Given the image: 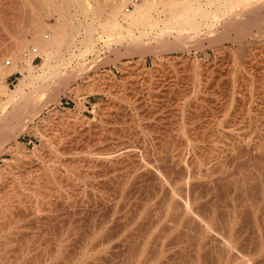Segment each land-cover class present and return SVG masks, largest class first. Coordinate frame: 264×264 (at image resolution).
I'll use <instances>...</instances> for the list:
<instances>
[{
    "label": "rangeland",
    "instance_id": "1",
    "mask_svg": "<svg viewBox=\"0 0 264 264\" xmlns=\"http://www.w3.org/2000/svg\"><path fill=\"white\" fill-rule=\"evenodd\" d=\"M164 1L141 30L162 29L166 50L116 60L111 0H0V109L21 103L31 64L41 73V39H61L48 64L63 75L93 60L43 84L38 115L0 151V264H231L222 246L263 233L264 5L232 24L222 0ZM85 37L96 53L69 61Z\"/></svg>",
    "mask_w": 264,
    "mask_h": 264
},
{
    "label": "bare ground",
    "instance_id": "2",
    "mask_svg": "<svg viewBox=\"0 0 264 264\" xmlns=\"http://www.w3.org/2000/svg\"><path fill=\"white\" fill-rule=\"evenodd\" d=\"M164 0H138L135 4H133L132 5V11H130L129 10V12H124V8H125V2H126V0H124L123 2H122V0H111V3H109L108 4V7H107V13H108V19H107V25L109 26L108 28H111V31H110V34L107 36V37H114V39L116 40H114V39H112L113 41H114V43L113 44H115V45H117V44H121V47H123L122 48V50H124V52H120L121 51V49H114L113 48V52H112V55L114 56V58L116 59V60H119L122 56H124V57H131V55L133 54V53H136V55H138L140 58H142L145 54H155V53H158L157 51H159V52H163L164 50H166L165 48H166V45H164V46H162V45H158V43L156 44V39H160V38H162V37H164L163 36V34H164V32H163V30L161 29L159 32L157 31L158 29H160L159 27H158V29L156 30V31H154V29H153V26L150 28V31H148L147 29H143V30H141V28H144L146 25V22L148 21V19H147V14L149 13V11L151 10V8H152V6L153 5H156V6H164L165 5V1L163 2ZM210 1V3L209 4H211V5H214V0H209ZM216 1V0H215ZM220 0H218V2H219ZM224 1V4L225 5H222L223 2ZM260 3L262 4V5H264V0H222L221 1V6L220 7H224V9L226 8L227 9V11L230 13L229 14V19H230V22H232V24H240V23H237V19L238 18H240L241 17V15L240 14H243V13H245L244 11H246V10H248V8L249 7H251L252 5H254L255 4V6L256 7H258V9H259V6H260ZM88 5V4H87ZM184 5V4H183ZM261 5V6H262ZM261 6H260V8H261ZM174 7H176V6H173L172 5V8H174ZM254 7V6H253ZM188 8V7H187ZM190 8V7H189ZM252 8V7H251ZM251 8H249V9H251ZM87 9V8H86ZM216 11H210L209 13H208V16H206L207 18H210L211 19V21L212 20H215L216 18L215 17H218V16H216V14H217V10L218 9H216V8H214ZM251 12L252 11V9L251 10H248V12ZM183 12V11H182ZM190 12V11H189ZM147 15V16H146ZM207 15V14H206ZM247 15V14H246ZM240 16V17H239ZM231 17H232V19H231ZM206 18V19H207ZM245 18V17H244ZM243 18V19H244ZM146 19H147V21H146ZM178 20V17H177V14L176 15H172L170 18H168V19H166V20H164V23H162L163 24V26H164V28H166V24L167 23H169V21L170 22H173V21H177ZM205 19V20H206ZM217 20L218 19H216V22H217ZM159 21V20H158ZM225 21V20H224ZM229 22V21H228ZM244 22V21H243ZM258 22H259V20H258ZM106 23H104V24H106ZM192 22H190V20H189V18H185V24H191ZM206 23H208V22H206ZM211 23H213V22H211ZM211 23L210 24H207L206 25V27H207V29H211ZM215 23V22H214ZM226 23V22H225ZM91 24V23H90ZM103 24V25H104ZM157 25H158V23H156ZM228 24V23H227ZM231 24V25H232ZM102 25V26H103ZM90 26V25H89ZM92 26V25H91ZM151 26V25H150ZM213 26V25H212ZM215 26V25H214ZM213 26V27H214ZM104 27H106L105 25H104ZM200 27V26H199ZM224 27V26H223ZM229 26L227 25V28H228ZM88 28V27H87ZM102 28V27H101ZM135 28H137L136 29V31H134L135 30ZM145 28H147V27H145ZM226 27H224L223 29H225ZM226 28V29H227ZM107 29V28H106ZM149 29V28H148ZM90 30V29H89ZM103 30V29H102ZM189 30V29H188ZM198 29H196V28H194L193 29V31H194V33H196V31H197ZM93 31V30H92ZM212 31V30H211ZM106 32V31H105ZM155 32V36H154V40L153 41H155V45H151V44H148V43H146L145 41H144V39L143 38H146V37H149L152 33H154ZM198 32V31H197ZM215 32V31H214ZM88 33V32H87ZM163 33V34H162ZM200 33V32H199ZM202 33V32H201ZM206 33V32H205ZM216 33V32H215ZM104 34V33H103ZM103 34H102V36H103ZM170 34V33H169ZM204 34V33H203ZM203 34H201V35H203ZM168 35V34H167ZM167 35H166V37H167ZM195 35H197V33L195 34ZM205 35V34H204ZM51 38H49V37H47V39L45 38V40H48L47 42H45V40H44V38L43 39H41V37L42 36H40V41L41 42H45V43H42V44H40L41 42H37V44L38 45H40L41 46V48L44 50V51H42V53L44 52V53H46V56H45V58H44V63H43V65L40 67V71H41V73L40 74H34V72H33V64H31L30 65V68H29V70L26 72V74L24 73H22V74H20V76H21V78H19V84H20V86H24L25 88H27L26 90H28V92H24L23 94H21L20 96H22V98H20L19 99V101L17 102V103H19V102H21L20 104H18V106H15V107H12V109H10V111L8 112V110H7V112H6V107L4 106V108H5V110H2V109H0V110H2V111H0V151H2L3 152V150H4V146H5V144H7L8 143V141L11 139V138H14V135H15V133H14V130H16V129H18V131H23L27 126V124H28V122H32L33 120H34V117L35 116H37L38 115V112L41 110L40 108L41 107H38V106H36V105H39V104H37V102L38 103H40L39 102V100L40 99H38V98H36L37 97V95L36 94H38V92L40 93V89H42L41 87H43L42 85L43 84H45V83H47V81H50L52 78H53V76H55V75H57L58 76V79H63L62 81H60V83H58V84H63V83H61V82H63L64 81V79H67L68 80V78H70V77H72V76H75V75H77V74H81V72H82V70L83 71H87V69H89V68H91L93 65V60H90L89 62H86V64H82V66L79 64H76L77 66H75V67H72L71 68V70L70 71H68V70H66V72H65V74L63 75V74H61L59 71H58V69H54V67H51L49 64H48V60H49V58H50V54L52 55V52L54 51V49L56 48V47H58L59 45H61V42L62 41H60L61 39L60 38H57L56 36H54V35H52L51 34ZM87 36H90V35H87ZM178 36V35H177ZM199 36V34L197 35V36H195V37H193L194 39H196V37H198ZM128 37V38H127ZM151 37V36H150ZM153 37V36H152ZM169 37V36H168ZM173 37V36H172ZM205 37H207V36H205ZM98 38V37H97ZM126 38L127 39H130V42H129V40H128V42H124L125 44V46H122V44H123V41L124 40H126ZM178 38H179V36H178ZM177 38V39H178ZM191 38V37H190ZM189 38V39H190ZM60 39V40H59ZM85 40L83 41V42H81L80 43V45H81V47L78 49V51H79V54L78 55H74V54H72L71 53V55L69 56L70 58H69V61L70 60H73V59H77V58H85L86 57V55H88V54H93V53H96V51H95V43L100 39H97V41H93L92 39H90V37H85L84 38ZM164 39V38H163ZM167 39V38H166ZM175 39V38H174ZM193 39V40H194ZM37 40V39H36ZM43 40V41H42ZM110 40V39H109ZM104 41V40H102V41H104V42H102V43H104V44H106V43H108V42H110V41ZM111 40V41H112ZM162 40V39H161ZM161 40H159L160 42H162ZM168 40V39H167ZM188 40V39H187ZM158 41V40H157ZM164 41V40H163ZM152 42V41H151ZM168 42H169V40H168ZM175 42V41H174ZM180 42V41H179ZM178 42V43H179ZM167 43V42H166ZM186 43V42H185ZM188 43V42H187ZM104 44H103V46H104ZM111 44V43H110ZM159 44H161V43H159ZM180 44V43H179ZM35 45V44H34ZM112 45V44H111ZM178 44H176V46H177ZM106 46H108V45H105V47ZM171 46V45H170ZM186 46H187V44H186ZM24 47V46H23ZM38 47V46H37ZM119 47H120V45H119ZM174 47H175V45H174ZM183 47V46H182ZM188 47V46H187ZM102 48V47H101ZM171 48V47H170ZM106 49H107V51H108V49L109 48H107L106 47ZM174 49V48H173ZM176 49V48H175ZM179 49V48H178ZM110 50V49H109ZM177 50V49H176ZM27 53H28V51H27ZM35 53H37V50L34 48V49H32V50H30L29 51V55L27 54V56L30 58V54L32 55H34ZM100 53V52H99ZM98 53V54H99ZM109 53V52H108ZM69 54V53H68ZM97 54V55H98ZM159 54V53H158ZM32 55V56H33ZM95 55V54H94ZM133 55H135V54H133ZM96 56V55H95ZM108 57V56H107ZM114 58H113V60H114ZM64 59V58H63ZM63 59H62V61H63ZM67 59V58H66ZM96 59V58H95ZM100 59V58H99ZM108 59V58H107ZM31 60H32V58H30V62H31ZM105 60V59H104ZM109 60V59H108ZM88 61V60H87ZM96 61H97V59H96ZM95 61V62H96ZM99 61V60H98ZM97 61V62H98ZM106 61V60H105ZM77 62V61H76ZM100 62V61H99ZM101 62H103V60L101 61ZM107 62H109V61H107ZM111 62V61H110ZM116 62V61H115ZM63 63V62H62ZM66 63H67V61H66ZM66 63L64 62L62 65L60 64V66H66ZM71 63V62H70ZM92 63V64H91ZM106 63V62H105ZM112 63V62H111ZM69 64V63H68ZM88 64V65H87ZM98 64V63H97ZM101 64V63H100ZM99 64V65H100ZM109 64V63H108ZM123 64V63H122ZM96 65V64H95ZM105 65V64H104ZM68 66V65H67ZM55 68H58V67H55ZM96 68V67H95ZM94 68V69H95ZM90 70V69H89ZM97 70V69H96ZM95 70V71H96ZM38 71V70H37ZM94 71V70H93ZM48 72V73H47ZM84 74V73H83ZM56 76V77H57ZM74 78V77H73ZM54 79V78H53ZM72 79V78H71ZM77 79V78H76ZM74 80V79H73ZM69 81V80H68ZM65 84H66V82H65ZM64 84V85H65ZM54 85V84H53ZM68 85V84H67ZM2 86V85H1ZM50 86V85H49ZM23 87V88H24ZM57 87V86H56ZM55 87V88H56ZM58 87H59V85H58ZM69 87V86H68ZM45 87H43V89H44ZM0 89H1V87H0ZM20 89V88H19ZM19 89H16V90H19ZM22 89V88H21ZM21 89H20V91H21ZM15 90V91H16ZM56 90H58V89H56ZM69 90V89H68ZM3 92V89H2V91H1V93ZM16 92H18V91H16ZM22 92H23V90H22ZM22 92H20V93H22ZM43 92V91H42ZM53 92V91H52ZM55 92V91H54ZM69 92V91H68ZM19 93V94H20ZM61 93V92H60ZM18 94V95H19ZM36 95V97H34V98H36V99H34L33 98V95ZM56 94V93H55ZM105 94V93H104ZM54 95V94H53ZM19 96V97H20ZM105 96V95H104ZM41 98V97H40ZM10 99H12V98H10ZM17 99V98H16ZM37 101V102H36ZM42 101V100H41ZM51 101V100H50ZM12 102H14V101H12ZM36 102V103H35ZM53 102V101H52ZM41 104H43V102H41ZM40 104V105H41ZM39 105V106H40ZM1 106V105H0ZM11 106H12V104H11ZM42 106V105H41ZM2 107V106H1ZM35 108V109H34ZM40 109V110H39ZM39 110V111H38ZM12 126H14V128H15V126H17L18 128H16V129H14V130H12ZM26 130V129H25ZM24 130V131H25ZM16 132V131H15ZM17 133V132H16ZM6 142V143H5ZM121 149V148H120ZM127 149V148H126ZM121 151V150H120ZM119 151V152H120ZM131 151V150H130ZM125 153V152H124ZM128 153H129V151H128ZM118 154H120V153H118ZM117 155V154H116ZM115 155V156H116ZM123 155V154H122ZM124 156V155H123ZM123 156H121V157H123ZM117 157V156H116ZM113 158H114V154H112V153H110V154H107L106 156H104L103 157V161H105V162H111V161H113ZM114 159H116V158H114ZM100 160V159H99ZM130 161V160H129ZM102 162V161H101ZM116 162V161H115ZM104 163V162H103ZM114 163V162H113ZM112 163V164H113ZM121 163V162H120ZM124 164H125V162H124ZM111 166V165H110ZM118 166H120V165H118ZM102 167V166H101ZM247 167V166H246ZM250 168V167H249ZM108 169V168H107ZM113 169V168H112ZM240 169V168H239ZM238 169V170H239ZM106 170V169H105ZM126 170V169H125ZM134 171V170H133ZM241 171V170H240ZM245 174V173H244ZM244 176V175H243ZM242 176V177H243ZM246 178V177H245ZM236 179V178H235ZM246 180V179H245ZM239 182V181H238ZM242 182V181H241ZM259 183V182H258ZM234 186V185H233ZM195 187V186H194ZM209 187V186H208ZM260 187V186H259ZM252 188V187H251ZM250 188V189H251ZM263 188V187H262ZM242 189V188H241ZM248 189V188H247ZM258 189V188H257ZM238 190V189H237ZM259 190H260V188H259ZM211 191V190H210ZM246 191V190H245ZM243 192V191H242ZM241 192V193H242ZM259 194H260V192H259ZM204 195V194H203ZM242 197H246V196H242ZM262 197V196H261ZM208 198V197H207ZM213 198V197H212ZM241 198V197H240ZM239 198V199H240ZM225 200V199H224ZM247 200V199H246ZM245 201V200H244ZM235 202V201H234ZM249 202V201H248ZM253 202H254V200H253ZM257 202V201H256ZM255 202V203H256ZM263 202V201H262ZM227 203V202H226ZM173 204V203H172ZM243 204V203H242ZM246 204H248V203H246ZM264 204V203H263ZM144 206V205H143ZM174 206V205H173ZM165 207V206H164ZM236 207V206H235ZM261 207V206H260ZM162 208V207H161ZM239 208V207H238ZM24 209V208H23ZM35 209V208H34ZM264 209V208H263ZM163 210V209H162ZM20 211V210H19ZM37 211V210H36ZM212 211V210H211ZM224 212V211H223ZM231 212V211H230ZM251 212H253V211H251ZM117 213H118V211H117ZM144 213V212H143ZM146 213V212H145ZM177 213V212H176ZM239 213V212H238ZM248 213H250V212H248ZM256 213V212H255ZM261 213V212H260ZM215 214V213H214ZM230 214V213H229ZM245 214V213H244ZM262 214V213H261ZM29 215V214H28ZM143 215V214H142ZM167 215V214H166ZM170 215H172V214H170ZM251 215V214H250ZM224 216V215H223ZM234 216V215H233ZM31 217V216H30ZM228 217V216H227ZM253 217V216H252ZM260 217V216H259ZM28 218V217H27ZM146 218H147V216H146ZM203 218V217H202ZM211 218V217H210ZM209 218V219H210ZM218 218V217H217ZM232 218V217H231ZM249 218V217H248ZM264 218V217H263ZM34 219V218H33ZM144 219V218H143ZM216 219V218H215ZM238 219V218H237ZM237 219H235V220H237ZM256 220H258L257 218H255ZM261 219V218H260ZM238 221V220H237ZM236 221V222H237ZM244 221V220H243ZM252 222V221H251ZM257 222V221H256ZM203 223V222H202ZM227 223V222H226ZM230 223V222H229ZM246 223V222H245ZM254 223V222H253ZM259 223V222H258ZM198 224V223H197ZM248 224V223H247ZM257 224V223H256ZM263 223H261V225H262ZM236 225H237V223H236ZM254 225V224H253ZM259 225V224H258ZM171 226V225H170ZM246 226V225H245ZM175 227V226H174ZM196 227V226H195ZM205 227V226H204ZM228 227V226H227ZM231 227H232V225H231ZM230 227V228H231ZM235 227V226H234ZM242 227V226H241ZM253 227H255V226H253ZM263 227V226H262ZM261 227V228H262ZM243 228V227H242ZM248 228V227H247ZM251 228V227H250ZM264 228V227H263ZM205 229V228H204ZM227 229V228H226ZM225 229V230H226ZM220 230V229H219ZM222 230V229H221ZM241 230V229H240ZM245 230V229H244ZM263 230V229H262ZM180 231V230H179ZM201 231V230H200ZM239 231V230H238ZM209 232V231H208ZM223 232V231H222ZM227 232H228V230H227ZM230 232V231H229ZM241 232V231H240ZM262 232V231H261ZM215 233V232H214ZM235 233V232H234ZM239 233V232H238ZM247 233V232H246ZM254 233H256V232H254ZM134 234V233H133ZM170 234V233H169ZM202 234V233H201ZM209 234V233H208ZM237 234V233H236ZM241 234V233H240ZM259 234V233H258ZM258 234H256V235H258ZM206 235V234H205ZM225 235V234H224ZM247 235V234H246ZM251 235H252V233H251ZM255 235V234H254ZM129 236V235H128ZM253 236V235H252ZM124 238V237H123ZM204 238V237H203ZM230 238H233V237H230ZM237 237H235V238H233V239H235V241L234 242H230L231 244H229L228 246L227 245H225V243H223L225 246H222L223 248L222 249H220V254H219V256H222V255H227V256H229L228 254L232 251V250H235L236 251V254H237V256H236V254L235 253H233V254H235V257H234V260L231 258V260H233L234 262H235V264H264V231H263V233L261 234V235H258L257 237H255V239L253 240V242H250L249 244H245L244 242L243 243H241V240H239L240 238H238V239H236ZM247 238V237H246ZM202 239V238H201ZM207 239V238H206ZM225 240V239H224ZM223 240V241H224ZM195 241H197L196 239H195ZM203 241V240H202ZM244 241V240H243ZM180 242V241H179ZM198 242V241H197ZM200 242H201V240H200ZM199 242V243H200ZM229 242H227V243H229ZM226 243V244H227ZM247 243V242H246ZM186 244V243H185ZM202 244V243H201ZM199 245L198 247H196V249H197V252L198 251H201V246L202 245ZM177 245V244H176ZM196 246L198 245V243L197 244H195ZM207 245V244H206ZM219 245H221V244H219ZM120 246V245H119ZM208 246H210V245H208ZM204 247V246H203ZM216 246H214V248H215ZM218 247V246H217ZM220 247V246H219ZM221 248V247H220ZM207 249V248H206ZM211 251V250H210ZM204 252V251H203ZM202 253V252H201ZM207 253V252H206ZM199 254V253H198ZM214 254H215V251H214ZM218 254L216 255V257L218 256ZM189 255H190V253H189ZM195 255V254H194ZM193 255V256H194ZM197 255V254H196ZM212 255V254H211ZM205 256V255H204ZM231 256V255H230ZM229 256V257H230ZM219 258V257H218ZM223 258V257H222ZM226 258V257H225ZM211 259V258H210ZM213 259V258H212ZM220 259V258H219ZM226 259H228V258H226ZM204 260V259H203ZM221 260H225L224 258L223 259H221ZM200 261H201V259H200ZM205 261V260H204ZM211 261H213V260H211ZM219 262V261H218ZM226 262V261H225ZM228 262H230V260L228 261ZM228 262H226V263H228ZM232 262V261H231ZM234 262H232V263H234ZM207 263H209V262H207ZM231 263V264H232ZM201 264V263H200ZM202 264H204V262L202 263ZM222 264V263H221Z\"/></svg>",
    "mask_w": 264,
    "mask_h": 264
},
{
    "label": "built area",
    "instance_id": "3",
    "mask_svg": "<svg viewBox=\"0 0 264 264\" xmlns=\"http://www.w3.org/2000/svg\"><path fill=\"white\" fill-rule=\"evenodd\" d=\"M138 0H126L125 2V8H124V12H129V10L132 9V5L135 4ZM35 61V58L33 60V62ZM10 65V62L7 60L5 61L4 65L2 66L1 70L4 69V67ZM17 73H13L11 75H8L6 76L4 79H3V83L4 84H8V86L10 85V83H8V81L13 77L15 76ZM0 85H1V77H0Z\"/></svg>",
    "mask_w": 264,
    "mask_h": 264
}]
</instances>
